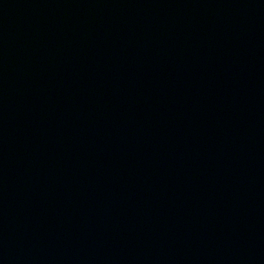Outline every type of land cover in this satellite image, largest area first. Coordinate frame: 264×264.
<instances>
[{
  "label": "water",
  "instance_id": "95a60500",
  "mask_svg": "<svg viewBox=\"0 0 264 264\" xmlns=\"http://www.w3.org/2000/svg\"><path fill=\"white\" fill-rule=\"evenodd\" d=\"M0 264H264V0H0Z\"/></svg>",
  "mask_w": 264,
  "mask_h": 264
}]
</instances>
